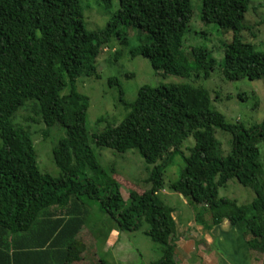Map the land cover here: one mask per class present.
<instances>
[{
    "label": "trees",
    "instance_id": "16d2710c",
    "mask_svg": "<svg viewBox=\"0 0 264 264\" xmlns=\"http://www.w3.org/2000/svg\"><path fill=\"white\" fill-rule=\"evenodd\" d=\"M248 3L202 0L201 19L234 32L222 60L229 80L264 76V51L240 34ZM192 13L191 0H119L107 24L89 30L81 0H0V264H108L94 247L97 238L94 242L88 233H79L96 225L88 222L87 200L97 201L119 231L139 230L148 223L145 233L162 251L148 264H180L175 209L164 203L160 191L166 167L189 135L195 145L169 188L203 205L195 219L206 230L229 220L249 249L264 254V122L246 127L228 121L213 107L206 88L187 82L145 84L127 102L119 79L109 78L119 86L128 112L117 125L107 124L93 134L92 141L118 152L135 148L155 164L146 179L151 187L130 191L127 203L116 180L101 167L88 136L90 100L78 90L77 79L98 76L96 58L115 35L127 46L129 30L144 34L129 53L148 58L156 71L210 76L217 61L207 49L182 47ZM27 100L38 101L39 107L33 105L45 126L58 123L65 130L53 148L59 176L39 169L30 132L13 122ZM216 128L231 135L225 158ZM230 178L253 188L251 203L219 196V187ZM206 210L210 221L204 219ZM90 247L92 256L86 250Z\"/></svg>",
    "mask_w": 264,
    "mask_h": 264
},
{
    "label": "rangeland",
    "instance_id": "374dc122",
    "mask_svg": "<svg viewBox=\"0 0 264 264\" xmlns=\"http://www.w3.org/2000/svg\"><path fill=\"white\" fill-rule=\"evenodd\" d=\"M191 2L193 13L182 40V47L189 51L194 46H201L216 59L217 64L210 72L209 77H204L202 74L197 75L194 72L187 77L165 74L160 70L153 69L148 58L141 55L132 57L129 49L138 45L145 35H139L136 30H129V44L127 46L121 45L116 35L105 44L100 55L96 58L98 76H81L77 79L78 90L88 95L90 100L86 127L91 146L101 167L118 183L126 203L130 191L141 193L151 187L146 179L150 176L155 164L147 163L135 148L118 152L108 147H99L92 141L93 134L102 131L107 124L117 125L128 112L120 97L119 86L110 84L109 78L117 77L119 79L125 92L124 100L127 102H132L137 96L138 89L145 84L157 86L159 84L187 82L206 88L210 93L213 107L224 114L228 121H241L246 127L264 122V76L254 80L246 77L236 80L225 78L222 71L224 47L226 43L232 40L234 32L233 30L224 31L218 28L214 22L203 21L201 19L202 0H191ZM81 4L84 22L89 30L103 28L111 15L119 8V0H81ZM243 23L245 28L240 32L242 40L252 43L256 50L264 51V0H249ZM120 49L123 50L122 54L116 58L115 52ZM33 104L39 107L38 101L27 100L14 115L13 122L30 132L39 169L52 176H59L61 170L54 161L53 148L65 135V130L58 123L51 127L45 126L36 112V106ZM215 136L220 143V156L225 158L231 150V135L220 128H216ZM194 145L195 139L192 135H189L180 145L171 163L165 169V187L160 191L164 203L175 209L173 215L178 219V233H189L182 236L187 239V242L180 246L176 255L177 260L180 264H209V259L206 257L203 259L196 253L203 246H206V253L212 255L213 250L216 251L215 254L223 261V264H235L238 251H240L241 257H246L244 237L237 225L232 224L234 228H231L232 226L223 223L209 231L203 229L202 224L194 222L191 223V228L186 232L181 227V224H187L189 220H193L196 212L205 210L203 205L196 204L191 198L169 188L170 183L179 178L185 166L184 156L191 153ZM262 149L264 151V143ZM158 163H161V160ZM87 172L92 174L90 170ZM219 196L235 199L240 204H249L254 199L255 192L251 186L242 185L236 178H230L219 187ZM87 207L88 222H95L97 227L95 229L97 244H94V247L99 254L106 253L104 258L108 259L111 264H148L161 257V244L154 242L145 233L149 227L145 221L139 230L121 231L116 252L114 251V254L110 256L107 253L110 248L106 242L105 227L110 224L115 227V222L97 201L87 200ZM209 217L210 213L206 210L204 219L210 221L211 217ZM220 232L234 233L232 236H237L239 244L230 241L222 244V238L215 236L216 233ZM198 233H213L209 238L215 240L214 244L211 242L206 244ZM234 245H239L235 254H233ZM93 249L87 248V254L92 256ZM105 250L107 251L105 252ZM251 251H253V253L251 252L252 260L256 264H264V254L255 250ZM186 253L191 254V258ZM70 254L71 259L75 258L72 253ZM216 259L215 263L218 264L219 260Z\"/></svg>",
    "mask_w": 264,
    "mask_h": 264
},
{
    "label": "crops",
    "instance_id": "0c3cea01",
    "mask_svg": "<svg viewBox=\"0 0 264 264\" xmlns=\"http://www.w3.org/2000/svg\"><path fill=\"white\" fill-rule=\"evenodd\" d=\"M183 196V195H182ZM174 216V215H173ZM174 218H175V216H174ZM175 220H176V222H177V220L178 219H176L175 218ZM197 223L196 222V219L194 218L193 220H189V222L187 223V224H181V227L182 228H184V231L186 232V231H189V228H191L190 226H191V223ZM227 224V226H232V224L229 222V220H223L220 224ZM201 224V223H200ZM90 226L91 227H93V225L92 224H90ZM217 226H219V224L218 225H216V226H214L212 229H215ZM179 227V225H178V223H177V228ZM97 227H96V225L94 226V230H92V229H90V228H84V229H82V230H80V232L79 233H88V236H89V238H90V240L91 239H93L94 240V242H95V240H96V233H95V229H96ZM202 228L203 229H205L204 227H203V225H202ZM218 228H220V227H218ZM231 228H234L233 226L231 227ZM105 231H106V242H107V244L109 245V252H107V253H109V255L110 256H112L113 254H114V251L116 252V249H117V245H118V242H119V239H120V237H121V231H119L118 229H116L115 227H113V225H106V227H105ZM104 231V232H105ZM178 232V231H177ZM221 232H226V231H221ZM216 233L215 234V236H217V237H219V238H222V241H221V243L222 244H225L227 241H230L231 243H236V244H239L238 243V238H237V236H232L234 233ZM105 234V233H104ZM178 234H180L179 235V238H180V240L179 241H177V249H176V254H177V252H178V250H180V246H183V245H185L186 244V242H187V239L185 238V237H182L183 236V234H189V233H178ZM199 234V236L202 238V240H204L205 242H206V244H209V242H211L212 244H214V239H210L211 238V236L213 235V233H198ZM242 234V233H241ZM236 235H237V233H236ZM181 236V237H180ZM210 237V238H209ZM96 242H97V240H96ZM242 243V242H241ZM243 243L245 244V246L244 245H241L242 247L244 246V248L246 249V257H241L240 255V251H238V254L236 255L237 256V259H236V262H235V264H237V261H238V264H256L253 260H252V253H253V251H251L250 249H247L248 247H247V244H246V242H245V239L243 238ZM242 243V244H243ZM234 247H235V250H233V254H235V252H236V248L238 247L239 248V245L237 246V245H234ZM206 246H203L202 247V249L200 250V251H196V253L197 254H199L203 259L206 257L207 259H209V264H216L215 263V259L216 258H218V260H219V263L218 264H223V261L222 260H220L219 259V257L215 254L216 253V251H214L213 250V254L212 255H209L208 253H206L207 251H206ZM244 249V250H245ZM197 250H199V249H197ZM107 250H105V252H106ZM252 252V253H251ZM190 253V252H189ZM100 255V257L102 258V259H104L108 264L110 263L109 262V260L108 259H105L104 258V256H106V253H104V254H99ZM186 255L189 257V258H191V254H188V253H186ZM202 259V260H203ZM190 260V259H189ZM206 260V259H205ZM217 260V259H216ZM221 261V262H220ZM111 264V263H110Z\"/></svg>",
    "mask_w": 264,
    "mask_h": 264
}]
</instances>
